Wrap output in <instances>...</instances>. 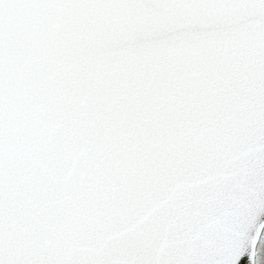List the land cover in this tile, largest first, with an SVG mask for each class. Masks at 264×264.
<instances>
[{"label":"snow or ice","instance_id":"6c2138e0","mask_svg":"<svg viewBox=\"0 0 264 264\" xmlns=\"http://www.w3.org/2000/svg\"><path fill=\"white\" fill-rule=\"evenodd\" d=\"M0 264H264V0H0Z\"/></svg>","mask_w":264,"mask_h":264}]
</instances>
